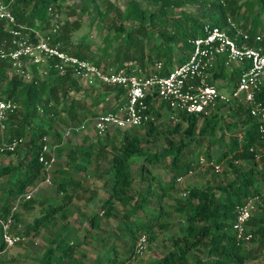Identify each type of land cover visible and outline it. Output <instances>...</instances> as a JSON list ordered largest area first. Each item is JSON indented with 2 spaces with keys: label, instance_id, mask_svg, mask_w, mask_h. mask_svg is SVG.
I'll list each match as a JSON object with an SVG mask.
<instances>
[{
  "label": "trees",
  "instance_id": "16d2710c",
  "mask_svg": "<svg viewBox=\"0 0 264 264\" xmlns=\"http://www.w3.org/2000/svg\"><path fill=\"white\" fill-rule=\"evenodd\" d=\"M0 1L9 4L16 26L39 31L49 28L53 15L58 16L64 2V0ZM145 1L149 4L143 8L135 0H128L122 12L116 7L113 8L109 1H104L107 8L113 10V14L107 22L108 32L104 36L106 44L100 55L108 58L112 55L114 63H117L115 69L134 63L144 73H151L154 65L158 63L160 65L158 73L166 75L172 67L180 65L189 58L193 48L190 42L201 35L204 25L224 28L227 25V19L251 38L259 35L261 40L255 45L264 48V0ZM96 3L97 0H87V3L81 4L79 12L88 16L89 7H95ZM191 5L202 7L198 16L184 9ZM168 10H177V13L174 12L176 16L169 17ZM96 11L95 9V16L98 15ZM94 15L92 17H95ZM126 21L134 25V30L124 31L123 23ZM57 24V31L50 36V44H57L59 50L99 68L98 62L92 60L89 54L88 44L83 40L76 42L72 39V33L79 30L80 22L63 20L59 23L57 20ZM29 35L32 36L31 33ZM154 36L159 39L156 44L151 43ZM8 40L6 26L0 21V46L6 49ZM175 56L178 57L175 59ZM55 65L54 59L47 60L43 65L31 64L30 78L25 80L18 73L7 77L6 71L11 68V62L6 59L0 60V99L15 105V109L7 114L5 119L6 134L3 140L8 143L11 140L24 141L23 138H27V141L22 144L26 147L23 158L19 159L17 164L0 165V179L7 178L4 189L6 197L11 198V202L15 196L30 190L41 178L42 166L37 161L38 144L41 138L52 133L56 139L54 148L60 152L62 134L53 129L59 116V107H62L64 113L74 119L84 109L83 103L87 99L90 105L94 106L97 102L102 103L108 96H112L117 102L120 94V90L115 87L96 84L83 87L70 68L60 70ZM236 74V69L229 74L227 84L229 88L234 87ZM213 77L215 79L225 77L222 66L217 67ZM70 93L74 96H70ZM76 95L79 97L76 98ZM116 107L117 104L107 111H113ZM223 109L225 112H220ZM157 114L155 113V119L160 117ZM225 117L231 118L230 122H225ZM132 129L135 130H114L115 136L116 134L121 136L117 146L110 147L112 154L103 171L104 181L101 185L105 196L100 199L96 212L88 216L89 230L99 229L101 217L112 219L117 213L123 211L117 230L128 238L130 246L124 254L127 252L130 259H133V244L138 236L144 234L146 240L151 241L155 237L151 230L154 227L158 231L164 230L167 223L158 222V216L164 215L160 209L152 217L157 222L154 226L139 220H131V218L139 211H144L149 199L154 197L158 200L164 196L166 191L173 188L175 178L184 175L192 168L195 157L186 162L182 161L181 152L184 148L193 142L200 143L206 140L208 141L206 148L198 150V154H203L207 159L212 160V156L207 152L209 145L220 142L224 137V130L226 132L236 130L239 135L230 137L228 143L224 144L222 154L215 161L220 163L221 159L229 156L226 164L232 173V178L223 184L204 182L202 185L184 186L181 189V192H185L186 195L174 200L172 211L182 219L183 225L180 233L168 238L170 249L154 264H244L247 262L250 256L236 241L230 227L234 220V208L246 198L260 196L261 180L264 177V142L256 132L254 121L239 106L224 108L223 104H217L207 115H182L180 121L173 126L162 120ZM140 130H143L142 139L146 142H150V139L159 135L164 137V145L159 152L152 155L145 154L141 138L137 134ZM107 134L100 137H107ZM174 135L177 136L176 140L173 138ZM114 139L115 137L112 136L110 141ZM104 146L105 144L98 141L96 145H91L89 148L75 147L69 151L65 158L66 166H71L72 169L70 172H63L65 176L57 181L56 192L60 195L59 201L46 200L42 206L39 204L38 214L25 226L20 227L17 224L18 229L14 233L10 227L16 226L14 220H17L18 212L11 214L8 233L25 239L28 236L38 235L40 230L45 232L46 246L41 256L33 259V264H81L75 255L78 254V248L88 232L82 240H78L73 237L76 230L70 229L65 222L70 215L67 206L72 198L68 188L79 185L71 172L75 170L77 173H85L92 153L91 148L101 152ZM252 146L260 149L257 161H254L251 154L247 152ZM17 150L18 148L12 152L3 153L18 157L20 153ZM76 152L79 153L80 158L76 159L72 156ZM134 157H143V163L150 166L167 158L170 159L166 166L169 169L170 180L165 184L159 183L160 195L152 190L154 179L148 171H146L148 178L145 187L134 188L131 174V159ZM237 160L248 162L245 170L239 171L235 163ZM97 163L98 160H95L94 164ZM144 169L140 165L138 169L140 179L145 176ZM21 205L29 210L34 207L35 202L28 200ZM10 207L11 203L4 206L0 220H4L10 214ZM247 226L252 234L250 244H255L258 247L257 255L264 257V197H260L255 204V212L247 221ZM4 250L0 229V253ZM109 253L111 256L106 255V262L103 264H115L117 257H121L115 246H111ZM127 262L129 261L124 263L121 261L120 264ZM0 264H2L1 260Z\"/></svg>",
  "mask_w": 264,
  "mask_h": 264
},
{
  "label": "built area",
  "instance_id": "2783aa9c",
  "mask_svg": "<svg viewBox=\"0 0 264 264\" xmlns=\"http://www.w3.org/2000/svg\"><path fill=\"white\" fill-rule=\"evenodd\" d=\"M0 21L6 26V33L9 36L8 47L4 49L0 46V60L10 61L11 67L20 70L18 74L23 78L26 73L21 70L22 61L42 65L47 60L54 59L58 69L70 68L83 87L96 84L120 90L117 107L113 111L99 113L93 119H85L76 126L68 127L62 137L73 131L84 130L87 123L91 124L95 136L100 137L114 130L158 123L162 121L160 117L164 114L166 115L164 122L173 126L180 121L182 115H207L217 104H223L224 108L239 106L244 110L254 121L256 132L264 142V48L255 45L260 42L261 37L255 35L251 38L228 19L224 28L204 25L201 35L190 42L193 48L189 58L172 67L166 75L158 73L160 68L158 63L154 65L151 73H144L134 63L120 69L102 70L68 55L59 50L57 44H50L51 34L58 29L57 15H53L49 28L45 31L22 28L15 25L9 4L0 1ZM250 41L252 44L249 45ZM218 66H222L225 76L223 79L213 77ZM233 69L237 71L235 84L229 88L228 76ZM219 80L226 82L227 88L221 86L223 89H219L217 87ZM14 109L15 105L12 102L0 99V154H4L5 151L12 152L24 143L22 139L11 140L8 143L3 140L6 134L5 119ZM155 113L160 115L158 119H155ZM38 146L37 161L42 166L41 178L30 190L14 197L10 214L4 220H0L1 239L5 249L23 241L20 237L8 233L11 214L15 207L30 200L38 185H51L55 156L53 148L50 147L47 137H42ZM247 152L254 161L258 160L259 148L252 146ZM222 171L221 163L209 160L203 154H197L192 168L184 175L176 177L175 184L181 185L186 178L192 177L196 172L219 175ZM185 195V192L180 194L181 197ZM260 197H264V177L261 180L260 196L246 198L234 208V220L230 231L245 249L252 239L247 221L255 212V204ZM146 244V236L139 235L133 244V258L144 253Z\"/></svg>",
  "mask_w": 264,
  "mask_h": 264
},
{
  "label": "rangeland",
  "instance_id": "374dc122",
  "mask_svg": "<svg viewBox=\"0 0 264 264\" xmlns=\"http://www.w3.org/2000/svg\"><path fill=\"white\" fill-rule=\"evenodd\" d=\"M105 1V0H104ZM102 0H97L95 7H89L88 16L82 15L79 11L81 4L87 3V0H64L61 5V8L58 12L57 20L60 23L63 20L68 22H72L74 20H78L80 22L79 30L72 33V39L76 42H80L81 40L85 41L89 46V54L92 60L98 62L99 68L102 70H114L117 66V63H114V58L112 55L110 58L106 57L105 55H100L102 49L104 48L106 42L104 36L108 32V19L113 14V10L108 9L105 2ZM112 5L113 8L116 7L119 11L124 10L125 3L128 0H107ZM138 2L141 7H147L148 2L145 0H135ZM95 9L98 12V15H94ZM186 9L190 14L194 16H198L200 14V10H202L201 6L198 5H191L187 6ZM151 10H156L152 9ZM172 10H168L167 15L176 16V12ZM176 12V13H174ZM94 15L95 17H92ZM105 15V16H103ZM117 23V22H116ZM124 31L129 32L134 30V25L130 21H126L123 23ZM159 42L158 37L154 36L151 43L156 44ZM148 45L146 44V47ZM178 57V56H177ZM175 56V59L177 58ZM120 59H118L119 61ZM22 71L26 73L24 75V79L28 80L31 75V64L28 61H22ZM120 63V61H119ZM43 65V64H42ZM7 77H11L15 73H19L20 70H15V68L11 67L7 69ZM44 77V75H41ZM217 87L219 89L221 86L227 88L226 82L223 80L217 81ZM70 96H74L73 93H70ZM76 98L79 95L75 96ZM84 109L78 113V117L71 119L70 116L66 115L63 111L62 107H59V116L54 124L53 129L56 130L58 133H61L63 136L64 131L71 126H76L80 122L85 119H93L97 114L106 112L107 110L115 107L117 102L112 98V96H108L104 99L102 103L97 102L96 105H90V101L87 99L84 103ZM220 112H225V110H220ZM166 115L164 114L161 117V120H165ZM229 117H225V122H230ZM235 121V120H234ZM90 122V121H89ZM163 123V122H162ZM165 126L166 124L163 123ZM164 127V126H163ZM128 130H135V129H124L120 131H128ZM224 137L218 143H211L209 148L207 149L208 153L212 156V160L216 161L223 152L224 144L228 143L230 137L238 136V131H230L226 132L223 131ZM138 136L141 138V145L143 146V150L146 155H152L157 153L161 150L164 145L163 136L159 135L150 139V142H146L142 139L143 130L137 132ZM115 137L114 141H110L111 137ZM120 134L114 135V131H111L107 134V137H99L97 138L92 130L91 124L87 123L85 125V129L81 131H73L69 135L62 137L61 145H60V152H57L54 148L56 139L50 133L47 135V140L50 144V147L53 148L54 153V163L52 166L51 172V185L45 186L40 184L36 187V189L32 193V197L30 200L35 202L33 208L26 210L22 207V205H18L15 207L13 212H18V218L15 222L16 226L10 227L11 231L14 233L18 229L17 224L20 227L25 226V224L33 219V217L38 214V210L40 205H43V202L46 200H53L55 202L59 201L60 195L56 192V184L60 178H63V172H68L67 170H71V166H66V155L69 151H72L75 147L81 148H89L91 145L94 146L99 141L101 144H105L103 147L104 149L101 152H98L96 148H91L92 153L89 158V165L86 172H71L72 177L78 180V186H72L68 188L71 196H73L72 203L70 205L71 216L67 221L69 224L73 223L74 218H76L75 228L76 233L73 237L77 238L78 240H82L85 234L88 232V235L84 237L82 240L81 246L78 248V254L75 255V258L81 262V264H103L106 262L105 256H111L110 248L111 246H115L117 253L121 257H117L115 264H120L121 261H129L126 264H154V262L160 258L164 253H166L170 249V244L168 242V238L174 234L180 233L182 224V219L177 216L172 211L173 202L175 199H180V192L184 186H191V185H202L204 182H210L212 184H223L226 183L229 179L232 178V173H230L226 160L230 157L227 156L224 159H221V167L223 169L222 173L218 176L211 174L209 172H196L192 177L186 178L181 185L177 186L174 184L173 188L169 191L164 193V196L155 199H149V203L144 209V211H139L131 220H139L146 224H153V226L157 223L155 222L152 217L157 214L158 210L160 209L164 215H159L158 222L160 223H167V226L164 230L158 231L156 227L151 230V233L154 234V239L151 241H147L146 248L144 253L139 257H134L130 259V255L124 252L130 246L128 238L124 236L117 230V225L121 222V214L123 211H120L116 214V216L112 219H104L101 217L100 227L98 230H89L88 225L83 223L82 220L77 221V217L79 216V212L82 210H86L88 213L89 210L83 205L87 201L89 196V192H97V194L102 196L103 187H101L104 181L103 171L108 165V160L110 155L112 154L110 147L112 145L117 146V142L120 139ZM107 138V140L105 139ZM175 140L177 136L174 135ZM24 142L27 141V138L24 137ZM106 140V143H105ZM208 141L202 140L200 143L193 142L190 146L185 147L184 150L181 152L182 154V161H188L192 159L198 154V150H202L206 148ZM59 147V146H58ZM25 146H20L17 151H19V156L11 155L7 156L5 154H0V165H13L17 164L19 159L23 158L25 152ZM55 149V151H54ZM74 158H80L78 152L72 155ZM95 160H98V163L95 165ZM169 158L165 159L164 161H160L159 163L155 164L154 166H150L147 163H143V157H134L131 159V174L133 177V185L134 188L145 187L147 181V174L148 171L153 176L154 181L152 182V190L155 194H161L158 185L159 183L165 184L170 180V173L169 169H167V164L169 162ZM144 164V165H143ZM142 165L145 169L143 171L144 177L140 179V175L138 173V169ZM236 166L239 168V171L245 170L248 166L247 161L237 160ZM68 168V169H67ZM142 180V181H141ZM7 184V178L3 177L0 179V215L2 213V209L4 206H8L11 203V198L8 196L6 197V191L4 187ZM137 184V185H136ZM91 198V197H90ZM38 204V205H37ZM40 204V205H39ZM10 206V205H9ZM79 222V223H77ZM121 234V235H120ZM146 234V233H145ZM146 236V235H145ZM45 232L40 230L39 234L36 236H31L23 239L20 243L16 244L12 248L5 249L3 252L0 253V260L2 264H33L34 258H38L41 256L46 244L44 242ZM109 250V251H108ZM245 251L250 256V259L245 262L244 264H264V257L258 256L257 251L258 247L255 244H250ZM83 256V257H80ZM252 256H255L252 258ZM121 263V264H123Z\"/></svg>",
  "mask_w": 264,
  "mask_h": 264
},
{
  "label": "crops",
  "instance_id": "0c3cea01",
  "mask_svg": "<svg viewBox=\"0 0 264 264\" xmlns=\"http://www.w3.org/2000/svg\"><path fill=\"white\" fill-rule=\"evenodd\" d=\"M68 169V168H67ZM68 172H70L71 170H67ZM75 172H77V171H75L74 170V173ZM38 182V181H37ZM37 182H35V185H36V183ZM34 185V186H35ZM137 185V184H136ZM39 186V185H38ZM104 192V191H103ZM68 193L70 194V192L68 191ZM71 195V194H70ZM89 196L91 197H88L87 198V201L85 202V203H83V205L87 208V210H89V212L87 213L86 212V210H82V211H80L79 212V216L77 217L78 219H77V221L79 220H82L83 221V223L85 224H87V220H88V216L90 215V214H92V213H94V212H96V210H97V208H98V203H99V201H100V199H102V198H104V196H105V193L103 194L102 193V196L100 195H98L97 194V192H93V191H91V192H89ZM72 198H73V196H71ZM71 198V202H70V204L67 206V209L69 210V212H70V215L67 217V219L65 220V222L67 223V225L70 227V229H75V228H77V226H75V223H76V218H74V220H73V223H71V224H69L67 221L69 220V218H70V216H71V210H70V205H71V203H72V199ZM100 222H101V219H100ZM77 223H79V222H77ZM79 225H80V223H79ZM88 225V224H87ZM89 229V228H88Z\"/></svg>",
  "mask_w": 264,
  "mask_h": 264
}]
</instances>
